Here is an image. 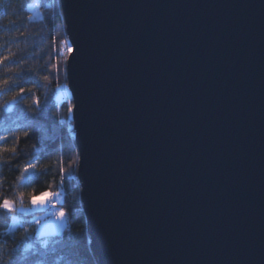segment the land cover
Segmentation results:
<instances>
[{
    "label": "water",
    "instance_id": "95a60500",
    "mask_svg": "<svg viewBox=\"0 0 264 264\" xmlns=\"http://www.w3.org/2000/svg\"><path fill=\"white\" fill-rule=\"evenodd\" d=\"M99 264H264V0H60Z\"/></svg>",
    "mask_w": 264,
    "mask_h": 264
},
{
    "label": "trees",
    "instance_id": "16d2710c",
    "mask_svg": "<svg viewBox=\"0 0 264 264\" xmlns=\"http://www.w3.org/2000/svg\"><path fill=\"white\" fill-rule=\"evenodd\" d=\"M0 0V260L3 264H99L92 250L77 176L79 153L68 87V36L60 0ZM7 81V85L4 84ZM15 81V83H13ZM71 109V110H70ZM34 165V167H33ZM27 169V171H25ZM30 179L21 180V176ZM62 192L63 232L40 236L23 203L43 192ZM51 206L49 210L51 212ZM12 216L19 223L14 231ZM28 229V232H25ZM28 235L30 239H24Z\"/></svg>",
    "mask_w": 264,
    "mask_h": 264
},
{
    "label": "rangeland",
    "instance_id": "374dc122",
    "mask_svg": "<svg viewBox=\"0 0 264 264\" xmlns=\"http://www.w3.org/2000/svg\"><path fill=\"white\" fill-rule=\"evenodd\" d=\"M29 8L33 12V15H32L33 18H38L41 15V12L39 10V0H36L35 2H32L31 4H29ZM67 48H68V46H67ZM66 53H67V60H68V56H69L70 52L66 50ZM70 93H71V91H70ZM73 106H74V103H73ZM72 115H73V107H72ZM73 127H74V125H73ZM78 153H79V151H78ZM73 175L74 176L70 175V178L78 177V174H77V176H75V174H73ZM56 194H58V195H56ZM34 199L37 201V203L34 205L31 202L30 205H28L26 207L32 209V211L27 212V213H31L32 218L35 221L40 220V224H37V233L40 236L58 234V233L51 232V230L47 228L45 221H46V219L52 218L51 217L52 213H58V211L61 209L65 212V210L60 206V203L62 202V199H63L62 192L46 191V192H43L40 195L36 196ZM41 201H45L46 203L41 205L40 204ZM9 202L13 203L16 206V203L14 201L9 200ZM50 206L52 208L51 212L49 210ZM18 207H20V206H18ZM65 214H66V212H65ZM66 217H67V215H66ZM18 223H19V220L17 218L14 228L18 225ZM66 225H67V220H66L65 227H66ZM12 227H13V223H12ZM65 227L59 233L63 232Z\"/></svg>",
    "mask_w": 264,
    "mask_h": 264
},
{
    "label": "snow or ice",
    "instance_id": "6c2138e0",
    "mask_svg": "<svg viewBox=\"0 0 264 264\" xmlns=\"http://www.w3.org/2000/svg\"><path fill=\"white\" fill-rule=\"evenodd\" d=\"M13 83H15V81H13ZM4 84L7 85V81H4ZM71 110V109H70ZM34 167V165H33ZM25 171H27V169H25ZM21 180H27V179H30V176L29 177H25V176H21L20 177ZM58 195V194H56ZM19 198H20V207L18 209L19 212H22V213H27V212H30L32 211L31 208H28L24 205L23 203V194H19ZM37 201L35 199L32 200V204H36ZM44 203H46L45 201H41L40 204L43 205ZM0 209H4L6 210L7 212L11 213L13 211H16L17 209H15V205L13 203H10L8 199H3L2 202H0ZM51 219H46L45 223H46V226L48 229L51 230V232L53 233H59L64 227H65V224H66V220H67V217H66V214L65 212L61 209L58 211V213H52L51 214ZM16 217L15 216H12V221H13V227L12 228H9V232L11 231H14V226H15V222H16ZM36 223L37 224H40V220H36ZM25 232L27 233L28 232V229H25ZM3 235H6V233H0V236H3ZM31 237L26 235L24 237V239H30ZM0 264H3V261L0 260Z\"/></svg>",
    "mask_w": 264,
    "mask_h": 264
},
{
    "label": "bare ground",
    "instance_id": "6f19581e",
    "mask_svg": "<svg viewBox=\"0 0 264 264\" xmlns=\"http://www.w3.org/2000/svg\"><path fill=\"white\" fill-rule=\"evenodd\" d=\"M64 14V13H63ZM66 25V24H65ZM67 31V30H66ZM67 36H68V34H67ZM68 42H69V44H68V48H67V51H69V52H71L72 51V44H71V41H70V39H69V37H68ZM73 117V116H72ZM73 119V118H72ZM74 122V121H73ZM74 124V123H73Z\"/></svg>",
    "mask_w": 264,
    "mask_h": 264
}]
</instances>
